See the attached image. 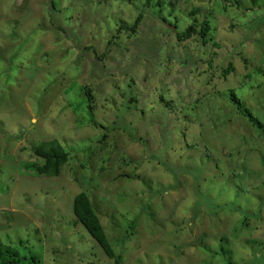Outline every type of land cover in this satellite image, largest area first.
<instances>
[{
  "label": "rangeland",
  "instance_id": "374dc122",
  "mask_svg": "<svg viewBox=\"0 0 264 264\" xmlns=\"http://www.w3.org/2000/svg\"><path fill=\"white\" fill-rule=\"evenodd\" d=\"M145 1L0 0V244L21 264H264V0ZM52 139L67 159L36 174Z\"/></svg>",
  "mask_w": 264,
  "mask_h": 264
},
{
  "label": "trees",
  "instance_id": "16d2710c",
  "mask_svg": "<svg viewBox=\"0 0 264 264\" xmlns=\"http://www.w3.org/2000/svg\"><path fill=\"white\" fill-rule=\"evenodd\" d=\"M148 1H145L143 8ZM140 18L141 11L135 17L134 23L127 29L133 31ZM159 19L164 21L163 18ZM170 28L173 27L169 26L168 29L170 30ZM206 29L207 25L204 22L198 31L187 29L182 34H176V38L180 41L190 37L192 34L203 36ZM33 155L36 159L33 163L34 172L45 176H57L68 156L63 147L54 139L35 144ZM71 211L75 220L80 223L87 234L96 242L104 255L107 258H113L112 248L107 241L105 232L85 192L80 191L72 197ZM14 255L15 252L12 248L0 244V264H21V259L15 258Z\"/></svg>",
  "mask_w": 264,
  "mask_h": 264
}]
</instances>
